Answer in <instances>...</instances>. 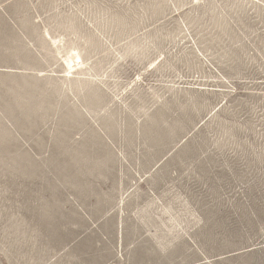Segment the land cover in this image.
<instances>
[{"label":"rangeland","instance_id":"rangeland-1","mask_svg":"<svg viewBox=\"0 0 264 264\" xmlns=\"http://www.w3.org/2000/svg\"><path fill=\"white\" fill-rule=\"evenodd\" d=\"M0 264H264V0H0Z\"/></svg>","mask_w":264,"mask_h":264}]
</instances>
